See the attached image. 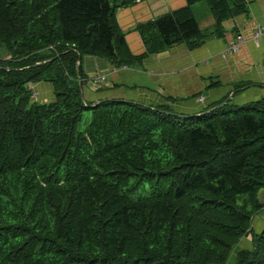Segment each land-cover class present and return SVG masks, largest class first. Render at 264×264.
<instances>
[{
  "label": "trees",
  "instance_id": "1",
  "mask_svg": "<svg viewBox=\"0 0 264 264\" xmlns=\"http://www.w3.org/2000/svg\"><path fill=\"white\" fill-rule=\"evenodd\" d=\"M138 1L0 0V264H225L246 236L235 264H264V228L252 229L264 209V98L225 96L187 113L172 97L90 107L77 64L79 55L129 67L175 45L197 50L223 40V23L251 0H185L135 27L144 52L133 55L116 12ZM199 2L210 30L192 12ZM41 82L52 87L47 102L32 100ZM144 184L148 195L133 197Z\"/></svg>",
  "mask_w": 264,
  "mask_h": 264
},
{
  "label": "crops",
  "instance_id": "2",
  "mask_svg": "<svg viewBox=\"0 0 264 264\" xmlns=\"http://www.w3.org/2000/svg\"><path fill=\"white\" fill-rule=\"evenodd\" d=\"M252 1L248 14L223 23V40L210 39L194 51L187 50L184 45H175L159 54L149 56L141 65L120 68L99 58L81 57L83 85L87 87L86 91H83L81 87L84 101L120 99L133 100L144 105H166L167 102L164 99L172 97L178 100L173 105L174 108L187 113L201 110L225 96L239 105L264 98V38L258 44H254L251 37L245 39L247 33L250 36L257 26L264 25V0ZM197 4L191 7L192 11ZM185 5V0H141L132 6L118 9L116 19L125 35L130 52L133 55L144 52L140 36L135 31L138 24L153 20ZM212 25L211 17L210 23L203 30H210ZM239 34L244 38V43L241 44L238 52L240 59L232 61L227 59V55L224 57V54L231 53L228 50L230 44ZM244 66L248 68L247 71L241 69ZM96 75L106 76L99 87H93L90 84V79ZM213 82H218L220 85L207 90ZM30 87L40 101L47 102L53 96L49 83L41 82ZM119 90L125 93V98L111 95ZM196 94H199L197 98L190 99ZM200 98H203L202 102L199 101ZM263 228L264 218L256 216L252 222L253 231L259 233ZM250 246V236L243 237L232 248L229 256L234 250L237 253L239 249H248Z\"/></svg>",
  "mask_w": 264,
  "mask_h": 264
},
{
  "label": "rangeland",
  "instance_id": "3",
  "mask_svg": "<svg viewBox=\"0 0 264 264\" xmlns=\"http://www.w3.org/2000/svg\"><path fill=\"white\" fill-rule=\"evenodd\" d=\"M252 4H253V1L251 0L250 5L252 6ZM192 12H193V14H194V16L196 18V21H197L198 25L200 26V29L203 30L204 27L206 25H208L210 23V21H211V15H210V11H209L208 5L205 2H199L197 4V6L195 7V9H193ZM262 27H264V25ZM253 33L254 32H252V34L250 36H249V33H247L245 35V39L252 37ZM240 46H242V45H240ZM230 52L231 53H229V54H224V57H225V55H227V59L232 60V61H236L237 58H238V60L240 59V54L238 53L239 50L237 52L236 51L235 52L234 51H230ZM240 53H241V51H240ZM0 55L3 56L4 54L0 53ZM5 59H7V58L5 57ZM239 69H240V66H239ZM241 69L242 70H246V71L248 70V68H245V66L242 67ZM97 86L99 87L100 85L98 84ZM107 88H110V87H107ZM82 89H83V91L87 90V87H86L85 84L82 86ZM81 94H82V92H81ZM111 95L112 96H119V98H125V93L122 90L121 91L120 90L119 91H114V93H112ZM89 122H90V114L86 113L84 115L82 121L79 123L78 130L79 131H83L87 127ZM149 192H150L149 186L147 184H144V185H139L138 187H136L131 192V195L133 197L146 196V195H148ZM258 198H259L260 202L264 203V188L260 190V192L258 194ZM258 216L260 218H264V211L259 212ZM232 254H233V257H231ZM227 260L228 261L225 264H235L236 263L235 250L232 251V253L230 254V256H229V258Z\"/></svg>",
  "mask_w": 264,
  "mask_h": 264
},
{
  "label": "built area",
  "instance_id": "4",
  "mask_svg": "<svg viewBox=\"0 0 264 264\" xmlns=\"http://www.w3.org/2000/svg\"><path fill=\"white\" fill-rule=\"evenodd\" d=\"M264 38V27L262 26H257L254 30V33L251 37V41L254 43V44H258L259 41ZM244 43V38L241 34L239 35H236L235 38H234V41L233 43L230 44V47H229V51H238L239 48H240V45ZM105 75H96L94 77H92V79H90V84L91 86L93 87H96L98 84L101 85V83L104 82L105 80ZM30 87V86H29ZM30 89H32L30 87ZM33 91V89H32ZM38 97H37V94L35 92L32 93V100H37ZM200 102L203 101V98H200L199 99Z\"/></svg>",
  "mask_w": 264,
  "mask_h": 264
},
{
  "label": "water",
  "instance_id": "5",
  "mask_svg": "<svg viewBox=\"0 0 264 264\" xmlns=\"http://www.w3.org/2000/svg\"><path fill=\"white\" fill-rule=\"evenodd\" d=\"M80 56L78 55V62H77V64L80 62ZM42 63H37V64H35V65H41ZM80 86V85H79ZM80 90H81V87H80ZM227 100H229V98L227 99ZM118 102H128L127 100H117ZM96 103L97 102H95L93 105H91L90 107H93V106H95L96 105ZM223 105V104H222ZM218 107H220V106H217L216 108H218ZM216 108H212L211 110H209V111H212V110H214V109H216ZM209 111H207V112H205V113H208Z\"/></svg>",
  "mask_w": 264,
  "mask_h": 264
}]
</instances>
